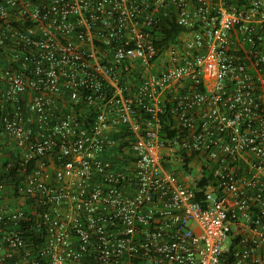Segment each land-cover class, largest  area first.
<instances>
[{"label": "built area", "instance_id": "2783aa9c", "mask_svg": "<svg viewBox=\"0 0 264 264\" xmlns=\"http://www.w3.org/2000/svg\"><path fill=\"white\" fill-rule=\"evenodd\" d=\"M0 52V264H264V0H0Z\"/></svg>", "mask_w": 264, "mask_h": 264}, {"label": "crops", "instance_id": "0c3cea01", "mask_svg": "<svg viewBox=\"0 0 264 264\" xmlns=\"http://www.w3.org/2000/svg\"><path fill=\"white\" fill-rule=\"evenodd\" d=\"M217 6L229 4L230 0H214ZM9 64V58L4 53L0 52V67H5ZM14 151L13 142L10 141L6 134L0 129V153H2V161H6L8 156H12ZM15 154V151H14Z\"/></svg>", "mask_w": 264, "mask_h": 264}, {"label": "trees", "instance_id": "16d2710c", "mask_svg": "<svg viewBox=\"0 0 264 264\" xmlns=\"http://www.w3.org/2000/svg\"><path fill=\"white\" fill-rule=\"evenodd\" d=\"M184 31L182 27L177 26L176 24L169 31L165 42H176L179 35ZM204 183V181H202Z\"/></svg>", "mask_w": 264, "mask_h": 264}, {"label": "rangeland", "instance_id": "374dc122", "mask_svg": "<svg viewBox=\"0 0 264 264\" xmlns=\"http://www.w3.org/2000/svg\"><path fill=\"white\" fill-rule=\"evenodd\" d=\"M192 175H193V176H197V175H198V171H197V169H194V170L192 171Z\"/></svg>", "mask_w": 264, "mask_h": 264}]
</instances>
